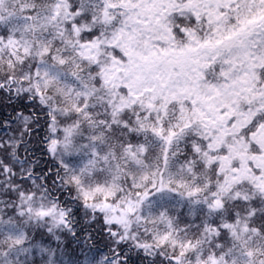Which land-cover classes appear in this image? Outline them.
<instances>
[{
  "label": "snow or ice",
  "instance_id": "1",
  "mask_svg": "<svg viewBox=\"0 0 264 264\" xmlns=\"http://www.w3.org/2000/svg\"><path fill=\"white\" fill-rule=\"evenodd\" d=\"M0 264H264V0H0Z\"/></svg>",
  "mask_w": 264,
  "mask_h": 264
}]
</instances>
